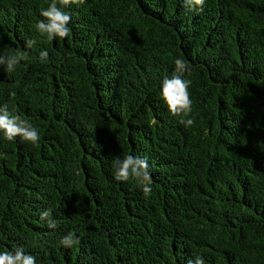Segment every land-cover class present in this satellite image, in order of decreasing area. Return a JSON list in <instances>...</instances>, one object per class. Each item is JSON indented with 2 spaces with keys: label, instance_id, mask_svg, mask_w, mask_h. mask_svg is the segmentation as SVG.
<instances>
[{
  "label": "trees",
  "instance_id": "trees-1",
  "mask_svg": "<svg viewBox=\"0 0 264 264\" xmlns=\"http://www.w3.org/2000/svg\"><path fill=\"white\" fill-rule=\"evenodd\" d=\"M50 3L0 0V56L29 57L0 65V106L41 137L0 133V251L22 247L36 264H264V0H85L52 41L35 29ZM177 58L189 128L160 96ZM125 155L147 160L149 198L114 180ZM69 232L79 243L65 248Z\"/></svg>",
  "mask_w": 264,
  "mask_h": 264
},
{
  "label": "clouds",
  "instance_id": "clouds-1",
  "mask_svg": "<svg viewBox=\"0 0 264 264\" xmlns=\"http://www.w3.org/2000/svg\"><path fill=\"white\" fill-rule=\"evenodd\" d=\"M84 2L85 0H51L47 8H42L40 11V16L43 19L36 22V31L40 35L46 36L49 41L55 38H67L71 31L69 28L71 15L65 9L73 4H83ZM204 3L205 0H184V5L189 10L202 8ZM25 43L27 48H32L37 41L29 39ZM48 56L49 53L46 50L41 51L39 59L42 62H47ZM28 59V54L25 51L16 49L6 56H0V65L5 66L8 73H12L22 61ZM174 63L175 70L172 75L165 76L161 81L160 96L169 112L173 116L180 117L179 123L185 128H189L195 123V120L191 118L193 100L189 91L192 81L184 78L186 72L190 73V68L182 58L175 59ZM11 95L14 96L15 93H11ZM0 133L3 134V139L6 141L12 142L19 137L22 141L34 146L38 145L41 139L37 128L19 114L10 112L8 105L0 106ZM112 163L115 181L134 180L145 199L151 196L152 177L146 159L125 155L123 159L114 158ZM40 218L47 220V226L50 229L57 227L56 221L52 218L51 209L43 211ZM77 243L79 240L72 232L63 236L59 241V244L65 248H72ZM0 264H36V258L31 254H26L22 247H17L14 250L0 251ZM188 264H206V262L203 256L196 255L194 260H189Z\"/></svg>",
  "mask_w": 264,
  "mask_h": 264
}]
</instances>
